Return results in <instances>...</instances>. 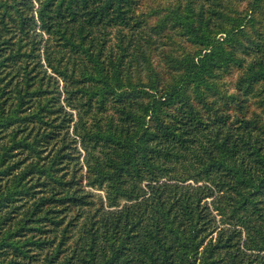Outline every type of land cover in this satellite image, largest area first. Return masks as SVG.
Segmentation results:
<instances>
[{
	"label": "trees",
	"instance_id": "obj_1",
	"mask_svg": "<svg viewBox=\"0 0 264 264\" xmlns=\"http://www.w3.org/2000/svg\"><path fill=\"white\" fill-rule=\"evenodd\" d=\"M146 1L0 0V264H264V0Z\"/></svg>",
	"mask_w": 264,
	"mask_h": 264
},
{
	"label": "rangeland",
	"instance_id": "obj_2",
	"mask_svg": "<svg viewBox=\"0 0 264 264\" xmlns=\"http://www.w3.org/2000/svg\"><path fill=\"white\" fill-rule=\"evenodd\" d=\"M154 5H157V0H148L142 5V7L140 8V12H143L145 14ZM228 80H231V79H228Z\"/></svg>",
	"mask_w": 264,
	"mask_h": 264
}]
</instances>
